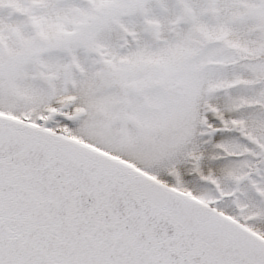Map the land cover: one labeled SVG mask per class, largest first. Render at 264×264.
I'll list each match as a JSON object with an SVG mask.
<instances>
[{"label": "snow or ice", "instance_id": "obj_1", "mask_svg": "<svg viewBox=\"0 0 264 264\" xmlns=\"http://www.w3.org/2000/svg\"><path fill=\"white\" fill-rule=\"evenodd\" d=\"M0 264H264V0H0Z\"/></svg>", "mask_w": 264, "mask_h": 264}]
</instances>
